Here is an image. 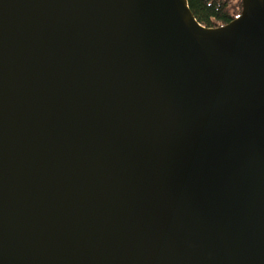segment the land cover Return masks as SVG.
Returning <instances> with one entry per match:
<instances>
[{
	"label": "water",
	"instance_id": "obj_1",
	"mask_svg": "<svg viewBox=\"0 0 264 264\" xmlns=\"http://www.w3.org/2000/svg\"><path fill=\"white\" fill-rule=\"evenodd\" d=\"M0 264H264V0H0Z\"/></svg>",
	"mask_w": 264,
	"mask_h": 264
},
{
	"label": "trees",
	"instance_id": "obj_2",
	"mask_svg": "<svg viewBox=\"0 0 264 264\" xmlns=\"http://www.w3.org/2000/svg\"><path fill=\"white\" fill-rule=\"evenodd\" d=\"M196 20L207 28L223 27L240 16L242 0H187Z\"/></svg>",
	"mask_w": 264,
	"mask_h": 264
}]
</instances>
